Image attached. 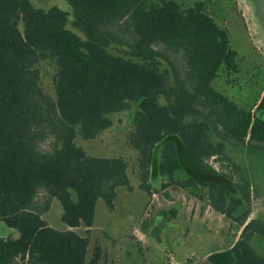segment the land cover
<instances>
[{
  "label": "trees",
  "instance_id": "obj_1",
  "mask_svg": "<svg viewBox=\"0 0 264 264\" xmlns=\"http://www.w3.org/2000/svg\"><path fill=\"white\" fill-rule=\"evenodd\" d=\"M67 1L70 11L0 0V222L16 230L0 236V264H86L90 238L76 228L94 224L100 198L115 209L117 188L131 187L130 164L91 155L76 139L96 137L122 111L146 189H185L243 227L202 264H264V221H247L248 166L237 179L211 162L264 158V90L245 108L212 84L222 68L238 69L229 30L203 0ZM47 64L55 97L42 80ZM52 197L66 228L43 217Z\"/></svg>",
  "mask_w": 264,
  "mask_h": 264
},
{
  "label": "rangeland",
  "instance_id": "obj_2",
  "mask_svg": "<svg viewBox=\"0 0 264 264\" xmlns=\"http://www.w3.org/2000/svg\"><path fill=\"white\" fill-rule=\"evenodd\" d=\"M37 6L58 5L71 10L67 0H32ZM185 7L200 0H179ZM215 20L230 32L231 46L238 51L237 71L224 68L212 82L240 106L253 107L264 90V0H203ZM73 28V26L69 25ZM55 68L46 65L42 71L45 90L55 97L53 75ZM112 126L91 139L77 137V142L91 155L124 156L129 161L131 187L117 188L115 209L110 210L103 199L96 204L94 224L76 228L88 235L86 264L99 246L97 264H202L208 254L233 244L241 235L237 221L216 210L205 200L185 189L161 182L152 183L150 190L143 186L140 153L129 141L131 120L129 111L113 115ZM53 137L41 143L52 147ZM212 164L233 172L237 179L241 167L248 166L252 177L248 217L264 221V158L248 157L240 153L234 162L211 158ZM46 194L40 193L38 203H45ZM43 217L53 226L63 229L62 205L52 197ZM14 232V233H12ZM16 230L0 222V236L13 235ZM259 247L260 244L256 243Z\"/></svg>",
  "mask_w": 264,
  "mask_h": 264
},
{
  "label": "crops",
  "instance_id": "obj_3",
  "mask_svg": "<svg viewBox=\"0 0 264 264\" xmlns=\"http://www.w3.org/2000/svg\"><path fill=\"white\" fill-rule=\"evenodd\" d=\"M3 224V222H1ZM8 228V227H7Z\"/></svg>",
  "mask_w": 264,
  "mask_h": 264
}]
</instances>
